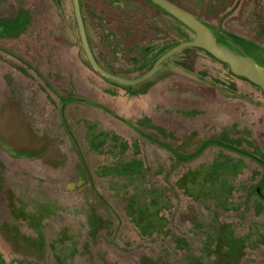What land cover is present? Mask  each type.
Here are the masks:
<instances>
[{
	"label": "rangeland",
	"instance_id": "rangeland-1",
	"mask_svg": "<svg viewBox=\"0 0 264 264\" xmlns=\"http://www.w3.org/2000/svg\"><path fill=\"white\" fill-rule=\"evenodd\" d=\"M16 1L0 16L15 17ZM36 1L58 48H70L74 68L86 63L102 90L41 77L21 86L14 76L27 73L10 67L1 264H264V166L229 148L264 162V91L199 48L175 54L139 84L114 82L86 57L74 0ZM80 1L95 53L110 57L105 29L134 30L125 57L111 60L129 79L196 37L159 9L162 29L110 0ZM168 1L220 47L264 69V0ZM16 114L39 136L17 139L24 127Z\"/></svg>",
	"mask_w": 264,
	"mask_h": 264
},
{
	"label": "flooded vegetation",
	"instance_id": "flooded-vegetation-1",
	"mask_svg": "<svg viewBox=\"0 0 264 264\" xmlns=\"http://www.w3.org/2000/svg\"><path fill=\"white\" fill-rule=\"evenodd\" d=\"M110 1H112V4L114 7H116L117 9H119L122 12L124 10L126 12H129L130 9L133 11L137 10L138 12L141 13V17H146L147 20L153 26H155L159 29L164 28V25H163L162 17L155 12L157 9L163 11L166 14L171 15L172 17H174L172 14L167 12L165 9L160 7L158 4L154 3L153 0H149V2L156 9L151 7L153 12L150 11L148 13L145 11V9L143 7H139L136 4H134L133 3L134 0H110ZM165 1L169 2L168 0H165ZM169 3L174 5L175 7H177L175 4H173L171 2H169ZM80 7H81V13H82V17H83V21H84V25H85L88 43H89V46H90L91 51L93 53V56H94L96 62L98 63V65L103 70H105L106 72H108L114 76L121 77L124 79H129V78H126V76L123 73H119L118 71L116 72L113 69V67L115 66L116 63L112 62L111 60L114 57H118L117 61H120V59L125 57V51L130 50L131 46H130L129 42H130V38H131L134 30L130 29V28H128V29L126 28L121 33H119V31H116V30L111 31V30L105 29L102 32V38L108 40V43H105V46L108 47V53L110 55V57L106 58L102 54L95 53L93 46L91 44V41L88 37V31H87V27H86L84 16H83L81 1H80ZM15 9H16V15H15L16 23L14 25H15V28H16L17 33H18L17 34L18 35L17 46L21 50V52L24 54H31L34 62L37 63V65L41 63V64H44L45 67H48L49 69H53V70H61V69H63V67H66L68 69L71 66V64H73L74 59H76V58H74V59L71 58L70 48H67V47L64 49L58 48L59 46L56 43V37H55L54 33L47 31L49 28V24H48L47 16L44 12L45 6H43L41 4V2H37L36 0H17ZM4 11H6V5H2V0H0V14ZM129 16H130V14L127 17H129ZM174 18H176V17H174ZM7 27H8V23L0 20V81L3 77L2 66L5 65V61L1 55V53H2L1 48L3 46H6V37L4 35V32L6 31ZM82 44H83V41H82ZM83 48H84V44H83ZM84 51H85L86 57L88 58V55L86 53L85 48H84ZM165 54H163L162 56H164ZM88 60H89V58H88ZM134 60L136 62V59H134ZM77 64L80 65L84 80L86 82H89L90 84H93L96 87L100 88L97 83H94L89 78V76L87 74L86 63H84L80 60V62H78ZM90 64H91V62H90ZM91 66H92V64H91ZM160 66H159V68H160ZM92 68L96 71L97 74H99L100 76H103L93 66H92ZM157 71H156V73H157ZM103 77H105V76H103ZM107 79H109V78H107ZM136 79H138V78H136ZM110 80H112V79H110ZM129 80H135V79H129ZM112 81H114V80H112ZM114 82H117V81H114ZM117 83H119V82H117ZM8 120L9 119H8L5 90L3 91L1 89L0 90V136L5 137V140L9 142L8 136H7L8 135L7 134V127H6L8 125ZM16 136L18 139V137H23V134L22 135L17 134ZM24 139L25 138L23 137L21 142L24 141ZM12 144H14V145L16 144L14 140L12 141ZM16 145H18V142ZM28 146L30 147L31 145H28ZM34 147H36V146H33L31 148H34ZM2 157L6 158V156L4 154H2V152L0 151V162H1ZM3 171L4 170H2L1 165H0V182L4 181L3 179H5L4 183L7 185L8 184L7 178H6V176L2 175ZM15 182H14V186H15L16 190L19 191L17 189V187L20 186L21 180H17ZM21 198H22V196H21ZM35 198H36V195L30 196V199L35 200ZM26 204L29 205L28 203H26Z\"/></svg>",
	"mask_w": 264,
	"mask_h": 264
},
{
	"label": "water",
	"instance_id": "water-1",
	"mask_svg": "<svg viewBox=\"0 0 264 264\" xmlns=\"http://www.w3.org/2000/svg\"><path fill=\"white\" fill-rule=\"evenodd\" d=\"M153 1L154 3L158 4L160 7L165 9L167 12L172 14L174 17H176L179 21L184 23L192 31H194L196 33V37L193 40L182 43L178 45L177 47L173 48L172 50H170L169 52H167L164 56H162L157 61L154 68L147 74L143 75L142 77L138 79L129 80V79H124L121 77L114 76L106 72L105 70H103L98 65V63L96 62L93 56L89 43H88L85 25H84L82 13H81L80 1L74 0L76 16H77L79 30H80L81 38L84 44V48L88 55L89 61L99 73L121 84L133 86V85L139 84L149 79L150 77H152L158 70L159 66L165 61L169 60L175 54L185 49H188V48H199L209 53L211 56H213L218 61L228 65L231 71L235 75L249 80L251 83L257 85L264 91V69L257 66L251 60L243 58L242 56H238L234 54L233 52L220 47L215 42L212 32L207 27H205L202 23L196 20L194 17L189 15L188 13L175 7L174 5L170 4L169 2L165 0H153Z\"/></svg>",
	"mask_w": 264,
	"mask_h": 264
},
{
	"label": "crops",
	"instance_id": "crops-1",
	"mask_svg": "<svg viewBox=\"0 0 264 264\" xmlns=\"http://www.w3.org/2000/svg\"><path fill=\"white\" fill-rule=\"evenodd\" d=\"M2 5H6V9H7V0H2ZM6 11H4V13ZM0 20L8 23V27H7L6 31L4 32V35L6 37V46H3L1 48L2 49L1 55L5 61V65L2 66L3 77L0 81V82H3L2 83L3 86L1 88L3 91L6 88L5 92L7 93V87H8V81H7L8 75H7V73L10 71L9 70V69H11L10 67H13V66L17 67L22 72L27 73V74L22 73L21 75L16 74V77L14 76L18 85H19V83H21L20 84L21 86L22 85L24 86L27 79H30L32 81H36L37 79H40V77H41L44 80H48V82L51 84V86H54V87H56V86L64 87L63 82H70L71 83V81L73 83H72V85L69 84L70 86L79 87L81 89L87 87L88 85L92 87V84H90L89 82H86L84 80L79 64H76L77 66H75V67H77V69L73 67V64H75V63H73V64H71V66L68 69L66 67H63V69H61V70L49 69L48 67H45V65L41 64V63L37 65V63L34 62L31 54L22 53L21 50L17 46V38H18L17 34L18 33H17V30H16L15 25H14L16 23L15 17H13L12 19H8L7 17L0 16ZM70 56L72 57V53H70ZM15 57H17V58H15ZM10 72H12V71H10ZM87 74H88V72H87ZM99 89L102 90L101 88H99ZM9 98L11 99L12 97H9ZM16 100L20 101L19 98H17ZM6 103H8L7 96H6ZM17 114H16L15 119L17 120V122H20V124L23 125V127H24L23 122L25 120L24 119L25 117H23V116L21 117ZM27 116H28V119L36 118V117H34V112H29V114H27ZM8 119H11V116H9V112H8ZM24 129L26 131H23ZM24 129L18 135L23 134V137H28L27 135H29V134L32 136H37V137L39 136V135H34V132L30 131V129L27 126H25ZM29 138H28V140H29ZM36 140H37V141H35L36 144H33V143H35L34 141L31 142L32 147L38 146V143L40 140H38V139H36ZM40 198H41V196H37V198H35V199H40Z\"/></svg>",
	"mask_w": 264,
	"mask_h": 264
},
{
	"label": "trees",
	"instance_id": "trees-1",
	"mask_svg": "<svg viewBox=\"0 0 264 264\" xmlns=\"http://www.w3.org/2000/svg\"><path fill=\"white\" fill-rule=\"evenodd\" d=\"M201 51H203V52L206 53V51H204V50H201ZM229 148H230L231 150H233V151H236V152L239 153V154H242V155H245V156H248V157L254 159L255 161L259 162L260 164H262V165L264 166V162H263L262 160H260V159H258V158H256V157H254V156H251V155H249V154H247V153H244V152H242V151H239V150H237V149H234V148H232V147H229ZM258 195H259V196H263V194L261 193V191L258 193ZM262 198L264 199V197H262ZM0 261H1V257H0ZM0 264H1V262H0Z\"/></svg>",
	"mask_w": 264,
	"mask_h": 264
}]
</instances>
